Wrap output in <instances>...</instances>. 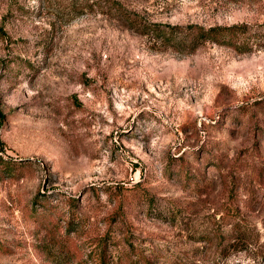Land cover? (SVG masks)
Returning <instances> with one entry per match:
<instances>
[{
  "label": "rangeland",
  "instance_id": "1",
  "mask_svg": "<svg viewBox=\"0 0 264 264\" xmlns=\"http://www.w3.org/2000/svg\"><path fill=\"white\" fill-rule=\"evenodd\" d=\"M232 27L264 0H0V264H264V48L194 41Z\"/></svg>",
  "mask_w": 264,
  "mask_h": 264
},
{
  "label": "trees",
  "instance_id": "2",
  "mask_svg": "<svg viewBox=\"0 0 264 264\" xmlns=\"http://www.w3.org/2000/svg\"><path fill=\"white\" fill-rule=\"evenodd\" d=\"M117 15H121L122 8L117 7ZM137 22H133V25ZM169 35H172V30L169 31ZM200 35L194 36V41L203 39H209L212 41L223 42L229 45H234V47H246L248 45H254L257 49L264 48V34H257L254 36L253 40H247L245 38L246 28L244 27H232V28H217L210 29L208 31L198 32ZM164 36H169L167 33ZM204 42V41H203ZM250 47V46H249Z\"/></svg>",
  "mask_w": 264,
  "mask_h": 264
}]
</instances>
